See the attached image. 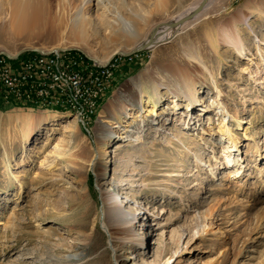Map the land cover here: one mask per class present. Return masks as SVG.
Returning a JSON list of instances; mask_svg holds the SVG:
<instances>
[{
    "label": "rangeland",
    "instance_id": "374dc122",
    "mask_svg": "<svg viewBox=\"0 0 264 264\" xmlns=\"http://www.w3.org/2000/svg\"><path fill=\"white\" fill-rule=\"evenodd\" d=\"M71 1L81 6L83 0ZM106 1L112 10L109 23L98 19L94 8L84 10L91 20L85 50L52 47L77 41L70 33L63 0H46L43 21L34 28L16 32L6 20L0 22V51L7 49L15 55L43 45L80 50L88 57L112 54L104 65L117 67L98 114L87 127L73 113L57 110L60 107L7 103L0 91V264H71L59 257L76 253L74 264H264V78L257 81L251 74L252 61L257 60L264 77V0H215L170 40L139 51L134 49L140 45H124L125 39L120 38L124 32L114 22L119 14L134 21L141 43L155 27L173 16L181 17L198 0ZM12 4L13 0H1L6 12ZM111 23L120 35L109 32ZM222 27L239 31L251 49L247 56H239L221 40ZM166 36L170 33L158 39ZM121 43L127 47L116 51ZM208 70L216 72L222 95L210 85ZM189 79L203 100L200 104L189 103L186 97L173 101L168 88L162 89L163 99L158 103L144 94L140 98L139 80L173 85ZM220 98L235 116L219 111ZM129 99H137L133 108ZM107 108L127 114L124 126L112 129L123 137L113 134L101 165L94 159L101 142L98 134L103 126L116 122ZM45 110L65 115L43 124L24 142V123L15 122L14 113L23 114L26 121ZM182 111L193 115L190 123L191 115ZM136 121L141 123L137 134L123 131ZM52 127L58 131L44 145ZM73 130L82 144L66 157L79 166L76 172L67 169L66 157L56 152ZM228 132L237 137L238 149L231 152L236 151L243 167L235 175L218 164L212 176L207 161H215L212 155H219L221 148L217 144L212 153L210 144L220 136L224 141ZM36 145L42 146L40 152L32 151ZM195 153L205 162L197 160ZM102 167L105 177L100 182L115 192L129 217L134 215L129 225L134 239H140L127 241L118 250L117 261L103 227L106 206L98 188ZM19 189L20 198L12 203L9 200L16 198ZM134 200L143 208L137 210ZM13 209L17 217H11V227H7ZM217 230L220 233L212 236Z\"/></svg>",
    "mask_w": 264,
    "mask_h": 264
},
{
    "label": "bare ground",
    "instance_id": "6f19581e",
    "mask_svg": "<svg viewBox=\"0 0 264 264\" xmlns=\"http://www.w3.org/2000/svg\"><path fill=\"white\" fill-rule=\"evenodd\" d=\"M215 0H198L197 3L193 4L190 8H187L186 10H183L180 15L181 17L177 18L175 16H173V18L170 19V21L172 20H179L182 17L190 14L191 12H195L197 7L203 3L202 8L195 12L194 15L186 20L185 22L193 19L195 17V15L197 13H199L201 11L200 14L206 12L212 5V3ZM62 4H67V16H68V21H70V33H73L74 36L77 38V41H72L69 42L68 44H58L56 46H52V47H63V48H67V47H78L80 49L85 50L88 43H89V38H90V33L89 30L91 29V20L86 16L85 13V9H88L89 7H92L95 9V13L98 19L109 23V15L111 14L112 10L109 8L107 1L106 0H83L82 1V5L81 6H75L71 0H63ZM46 5V0H13V4L11 6V10H8L7 12L5 11L4 8H2L1 6V0H0V22H2L3 20H6L9 24L11 29L14 31H24L27 29H31L36 27L39 22L43 21V17H44V8ZM116 23L121 24V27L119 28L120 31L124 32V35H122L119 30H117L116 26L113 23H111V25L108 27L109 32L113 33V34H121L120 38H124L125 40L123 41L124 45L126 43H132V47L138 45H141L142 43H147L148 47H154L156 46L158 43H160L161 41H168L170 40L171 36L175 35L180 28L183 26V24L185 22H183L181 25L177 26V27H169L167 26V22H164L162 24H159L158 28L155 27L156 29L151 31V33L149 34V36L147 37V39L143 40L141 43H139L140 37H141V33L140 31L137 29L135 23L133 20L126 18V17H122L120 14L119 16H117L114 19ZM118 24V25H119ZM170 33V36H166L162 39H158L160 37H162L163 35ZM155 34V35H154ZM160 34V35H159ZM154 35V36H152ZM219 35L221 37V40L224 42H227L232 51H237L239 56H247V50L251 51V49H249L244 40H242L241 35L239 33V31L237 30H233V29H229V28H225L222 27ZM156 36H158L156 38ZM153 37L154 42L153 43H149V39ZM110 38V37H109ZM116 36H113V38L111 39H116ZM157 39V40H156ZM123 43L119 44V46L117 47L116 51L119 49H125L127 46H124ZM137 45V46H138ZM34 49H38L40 52L42 53L44 51H50V50H54L57 48H51L48 49V47L45 48V46L43 45H37L33 47ZM59 49V48H58ZM10 53H13L7 49H4ZM121 51V50H120ZM30 52H36V51H30ZM83 52V51H82ZM37 53V52H36ZM86 53V52H83ZM112 54L106 56V57H100L98 55H92V57H90L91 59L95 60L97 63L99 64H104V62L108 61V59L110 58ZM263 55V54H261ZM116 56V55H115ZM120 56V55H119ZM117 57V56H116ZM245 59H249V58H245ZM264 61V57L261 58ZM252 60V58H251ZM254 64V69L251 71V74H255V78H257V81H261L263 80V76H261L260 72V66L257 62V60L252 61V65ZM259 70V72H258ZM208 73L210 75H207V78L209 80H212V85L214 89H216V92L220 95H222L223 90L220 89L218 83H217V75L216 72L214 70H208ZM185 79V78H184ZM186 80V79H185ZM176 81L177 83L171 85L169 83H159V82H148V81H144L142 82V80H139V92L140 94H142L141 97H143V94L148 97L152 102L158 103L159 101H162V89L163 88H168L170 94H172L171 97H173V101H178L180 98L182 97H186V99L189 100L190 102H196L197 103H202L200 100L199 96L197 95V88L195 85V82L192 80H187V81ZM255 101H259V96H256ZM188 103V104H189ZM221 106L219 107V111L222 112L224 115H226L227 113H229L230 115L235 116V112L232 113V111L230 110V108L228 107L227 103L225 100H223L222 98H220V102ZM137 104V99L135 100H131L129 99V105H131V107L133 108V105ZM178 103H176L177 105ZM193 107V104H192ZM132 108H127V111L132 109ZM108 112L113 113V119L116 120V122L113 123H117L115 125H113V123L108 124L106 126V128L103 126V131L100 132V134H98L99 138L101 139V142L99 144V146L97 147L96 150V154L94 156L95 158H98L100 160V164L103 165L102 160L104 159V157L106 156V150L108 149V146L111 144V142L114 140V137H123V134H121V132H118L115 130H112L113 128H118V130H120V128L122 126H124V122L125 117L127 114L126 110L125 112L121 113L120 109H106ZM206 110V108H205ZM218 111V113H219ZM217 113V114H218ZM182 114L186 115L189 117V115L191 114H186L185 112L182 111ZM203 114V113H202ZM65 115L64 113H59L56 111H51V110H45L43 112L38 113L36 116H34L33 118L35 120H31V118H29V120H22L23 118V114H19V113H14V117H15V122H23L24 123V128H23V133H22V137H23V141L26 142L30 139L31 134H33V132L36 129H39L43 124L47 123L48 121L54 120L55 118ZM158 115V113H157ZM192 116L190 117V119L187 121L188 123H190ZM12 116H9V119L11 120ZM28 117V116H27ZM26 117V118H27ZM156 119V118H154ZM181 119V118H180ZM25 121V122H24ZM79 121V120H78ZM145 121V120H144ZM80 122V121H79ZM186 121H184L185 123ZM195 122V121H194ZM193 122V123H194ZM77 123H73V126L76 127ZM141 128V123L140 121H136V123H134L133 125H128V128L125 131L126 133H129L131 136L137 134L139 132V129ZM57 128L56 127H52L50 128L49 134L46 135V137L44 138V145L49 144L52 140H53V133L57 132ZM113 134L115 135L113 137ZM227 137L224 138V141L222 140L223 137L220 136L218 138V140H216L217 142H212L210 144L211 147V152L215 153V148L217 147V144L220 145L221 150L218 152L219 155H216V153L214 155H212V159L215 161L210 162V160L208 159L207 162L208 166L210 167V171L212 176H215V174H217V165L219 164V167H226L229 170L230 174H235L238 175L241 172V168L243 167V162L239 159V156H237L236 151L235 152H231L234 149L237 150L238 148H236L238 146L237 144V137L235 136V134L228 132L227 133ZM213 139V138H212ZM227 140H229L228 144H227ZM252 139V138H251ZM42 141V142H43ZM81 139L78 138V135L76 133L75 130L72 131L71 134L67 135L66 137H64L61 141H60V146L59 148L56 149V152L58 155H62V157H66V156H70L71 155V151L73 149H77L81 146ZM42 146H34L32 148V151H36V152H40ZM233 148L232 150L230 148ZM230 149V150H229ZM115 152V150H114ZM200 153V152H199ZM199 153H195V157L197 160H199L200 162H205L203 160V158H201ZM72 158V157H71ZM69 157H66L65 161H66V168L70 169L74 172L77 171V169H79L78 165ZM222 164V166H221ZM63 167V166H62ZM61 167V168H62ZM104 169L102 167V172L98 175L99 177V183H98V188L101 192V195L103 197V200L105 202V210L103 211V224H104V228L107 231V233H109L110 237H111V241L113 242V249L115 250V260L117 261L119 254H117L118 250H120L121 248H123V245L127 242V241H135L136 239L140 241V239L136 238L134 239V233L129 225V222H132L134 220V215L132 216H128L127 213L125 211H123V209L121 208V202L119 201L117 195L115 194V192L113 193V191L107 189V187H105V183L104 182H100L101 180H103V178L105 177L104 174ZM79 171V170H78ZM57 177H59V179L62 177L61 174L57 173ZM200 185H204V180L200 182ZM23 193V192H22ZM21 196V189H19L16 192V198L15 199H11L9 201H11L12 203H17L18 199ZM134 204L136 205V209L139 210L140 208H143V206L139 207V205H141L142 203L134 200ZM16 218V214L14 212V209L11 211L10 215L7 216V218H9L7 220V224L5 226L7 227H11V220L10 218ZM206 223L204 222L202 225H205ZM218 230H220L219 228H217ZM212 231V236H216L217 233H220L219 231ZM195 233V232H194ZM192 236V235H190ZM142 243V241H141ZM73 256H78V254H74V255H70L68 257L63 256V257H59V260H62L63 263H71L74 264L75 260L73 259ZM227 255H225L223 257L222 260L226 259ZM169 261V260H168ZM223 262V261H222ZM220 262V263H222ZM169 262H167L168 264Z\"/></svg>",
    "mask_w": 264,
    "mask_h": 264
},
{
    "label": "built area",
    "instance_id": "2783aa9c",
    "mask_svg": "<svg viewBox=\"0 0 264 264\" xmlns=\"http://www.w3.org/2000/svg\"><path fill=\"white\" fill-rule=\"evenodd\" d=\"M116 68V65L99 64L74 49L23 53L14 59L2 56L0 91L7 103L60 107L73 113L87 127L98 114Z\"/></svg>",
    "mask_w": 264,
    "mask_h": 264
},
{
    "label": "water",
    "instance_id": "95a60500",
    "mask_svg": "<svg viewBox=\"0 0 264 264\" xmlns=\"http://www.w3.org/2000/svg\"><path fill=\"white\" fill-rule=\"evenodd\" d=\"M202 5H203V3H201V4L197 7V9H196L195 12L199 11V10L202 8ZM195 12L193 11V12H191L190 14H188V15L182 17L181 19H179V20H177V21H175V20L169 21V22H167V26H169V27H177V26L181 25L183 22H185L186 20L190 19V18L194 15ZM152 36H153V35H152ZM149 40H150L149 43H153V42H154L153 37H151ZM145 47H148V45H147L146 42L143 43L142 45L138 46L137 48H135L134 51H139V50H141V49H143V48H145ZM29 51L40 52L38 49L24 48V49H21V50H20L17 54H15V55H11V54H9V53L6 52V51H0V55H5L6 57H8V58H10V59H14V58H16L17 56H19L20 54H23V53H25V52H29ZM123 54H124V53H123ZM125 55H130V54L125 53Z\"/></svg>",
    "mask_w": 264,
    "mask_h": 264
},
{
    "label": "trees",
    "instance_id": "16d2710c",
    "mask_svg": "<svg viewBox=\"0 0 264 264\" xmlns=\"http://www.w3.org/2000/svg\"><path fill=\"white\" fill-rule=\"evenodd\" d=\"M57 110H61V111H64V109H61V108H57Z\"/></svg>",
    "mask_w": 264,
    "mask_h": 264
}]
</instances>
